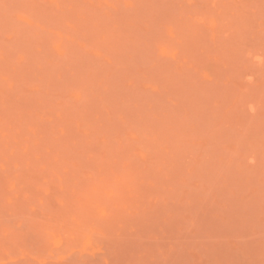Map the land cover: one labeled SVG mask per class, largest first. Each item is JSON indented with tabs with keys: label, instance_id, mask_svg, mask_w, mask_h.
<instances>
[{
	"label": "rangeland",
	"instance_id": "rangeland-1",
	"mask_svg": "<svg viewBox=\"0 0 264 264\" xmlns=\"http://www.w3.org/2000/svg\"><path fill=\"white\" fill-rule=\"evenodd\" d=\"M0 264H264V0H0Z\"/></svg>",
	"mask_w": 264,
	"mask_h": 264
}]
</instances>
